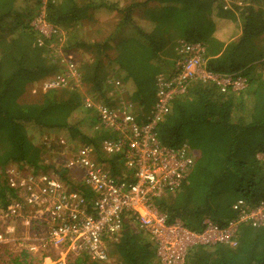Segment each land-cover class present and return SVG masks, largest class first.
<instances>
[{
	"label": "trees",
	"instance_id": "trees-1",
	"mask_svg": "<svg viewBox=\"0 0 264 264\" xmlns=\"http://www.w3.org/2000/svg\"><path fill=\"white\" fill-rule=\"evenodd\" d=\"M258 1L234 0L227 10L222 0H130L122 6L105 0H46L44 20L56 28L55 34L46 39L33 26H26L0 39V207L15 196L8 186L7 165L46 172L43 163L52 160L45 157L58 152L60 140L97 147L102 136L91 130L94 115L82 107L81 90H46L41 82L40 87L35 85L38 79L63 70L62 56L53 58L47 48L51 40L57 44L61 30L66 34L63 58L71 57L84 91L109 100L107 94L114 89L107 79L118 80L124 99L141 114L154 99L156 77L167 60L176 59L175 48L184 42L202 44L206 68L212 74H233L248 67L242 73L246 87L240 90L228 87L223 93L212 82L195 81L182 98L173 100L157 126V135L165 145L186 143L195 161L181 188L155 204L170 221L180 219L189 229L200 230L204 217L219 225L231 219V206L239 199L251 205L264 200V164L255 158V151L264 152V9ZM27 3L0 0V30L10 27L9 23L18 27ZM98 10L114 12L118 18L107 37L88 40L79 26L93 23ZM142 10H150L154 22L138 27L135 17ZM217 21L221 27L240 23L239 38L218 41ZM118 33L124 34V40L118 41ZM167 50L175 51V56ZM27 88L33 95L25 101L21 95ZM34 88L40 91L33 92ZM42 135L55 141L42 143ZM130 232L126 227L111 246L117 258L113 264H151L152 247ZM0 253L1 264H38L25 252L11 253L0 246ZM186 264H264V227L241 225L234 249L202 247L192 251Z\"/></svg>",
	"mask_w": 264,
	"mask_h": 264
},
{
	"label": "built area",
	"instance_id": "built-area-1",
	"mask_svg": "<svg viewBox=\"0 0 264 264\" xmlns=\"http://www.w3.org/2000/svg\"><path fill=\"white\" fill-rule=\"evenodd\" d=\"M233 1L222 0L223 9H230ZM43 19L33 27L48 39L57 31ZM175 51L169 75L156 77L151 110L140 116L123 100L118 80L107 79L114 89L113 104L85 92L71 57L64 60L59 74L42 81L46 90H81L82 107L93 112V131L102 136L93 148L60 140L59 149L68 152H57L58 170L5 167L15 196L0 207V246L11 253L25 252L38 264H77L85 259L104 263L108 243L129 227L146 239L157 264H186L195 248L234 247L241 225L264 227V200L251 205L239 199L231 206V219L219 225L204 218L200 230L189 229L180 219L170 221L157 208L156 200L181 188L195 161L186 143L165 145L157 135L170 103L182 98L193 81L212 82L223 93L228 87L232 91L246 87L241 75L207 72L204 49L198 43L184 42ZM75 174L89 196L73 187Z\"/></svg>",
	"mask_w": 264,
	"mask_h": 264
},
{
	"label": "rangeland",
	"instance_id": "rangeland-1",
	"mask_svg": "<svg viewBox=\"0 0 264 264\" xmlns=\"http://www.w3.org/2000/svg\"><path fill=\"white\" fill-rule=\"evenodd\" d=\"M45 1L46 0H28L29 3H27V5H24L25 7L23 6V8H22V12H21L22 13V16H21V19H20V23L21 24L18 27H16L15 29L13 28V27L16 26L15 23H9V24H11L10 27L4 26V28L2 30H0V37H1L0 39H2V38H4V39L7 38L8 39V38H10L12 36V34H14L17 31L22 30L26 26H35V27L38 26L39 25V19H41L44 16V4H45ZM105 1H107V4L118 3L119 6H122L125 2H130V0H105ZM257 4L261 8L264 9V0L258 1ZM233 9L234 8H231V12H234ZM227 10H229V9H227ZM150 13H151L150 10H145V11L142 10L140 13H138V15L135 17L136 18L135 21H136V24H137L138 27H140L142 25H145L146 22H149V20H150V22H154V21L151 20V14ZM149 16H150V19L148 18ZM235 16H237L236 13H235ZM93 18H94V22L93 23L85 22V23H83L82 25L79 26L80 30H83V31L86 32V33H83V34H85L87 36L86 38L88 40H90V39H97L98 40V39L104 38L105 36L107 37L110 34V32H112V27H113V25L116 22V20H117L118 17L115 15L114 12L104 11V10H98V11H96L94 13ZM238 24L239 23H232V25L229 24V26H227V27H221L222 24H220V22L217 21L216 22V29H215V36H219V38L224 37V35H225L224 32L226 31V29H230V28L232 29L231 37L232 36H235V34H237V30H240V32H241V29H239L240 28V25H238ZM89 25H91L92 27H91V29L88 30L86 27L89 26ZM131 30L132 29H130V27H128V29L126 31L129 34ZM126 31H125V34H126ZM123 35H124L123 33H121V34L118 33V36H119L118 37V41L124 40ZM56 37L57 38H56L55 41H57V44H55V42H53V40H51V42L47 45V48L50 49L51 55H52L53 58H55V57L57 58L59 56H62L61 57L62 60H61L60 66L63 67L65 65V61H64L65 58H63V55H62V53H63V46H64L65 40H66L65 31L61 30L60 31V34H58ZM42 42L43 41L40 40V44H42ZM198 44L202 46V44L200 42ZM167 53L171 57L173 55L175 56V51L167 50ZM79 57L81 58V55ZM173 60H174V58H170L169 60H167L168 62H167V64H165V67L163 69V73H161L162 75L167 76L171 72V70H172V64L174 62ZM204 67H205V69H207V72H209L208 68H206V63L204 65ZM60 69H63V68L60 67ZM245 69L246 68L239 69L237 71V73H233V74H220L219 73L218 75H231V76L241 75L239 77L240 78H244L245 76L243 75V77H242V73L245 72ZM57 71L59 72V70H57ZM45 78L38 79V81H36L35 85L38 86V87H40V82L42 83L41 80H44ZM197 82H199V81H197ZM200 83L203 84V85L207 84V82H203V81H200ZM155 88H156V82H155ZM26 90H27L26 93L21 95V99L23 98L25 101H26V99H28L30 96L33 95L31 93V91H29L28 88ZM34 91L35 92H39L40 89L39 88H34L33 89V92ZM154 100H155V94H154V99H152L150 101V105L144 111L145 113H143V114L148 113V111L152 108L153 103H154ZM46 135H42L39 140L42 141V143H47L49 145L53 144L52 141L54 140V138H52V137H45ZM63 139H65V138H63ZM65 140L67 141V143H70L71 145L75 141V140H73V141H70L69 140L68 141L67 139H65ZM75 143H81V142L78 140V142H75ZM56 150H58V152H61V153L62 152L67 153L68 152V151H61L58 147H56ZM48 156L51 157L50 160H52V161H50V162L45 161L43 163V166H46L48 172H50V170L51 171L52 170H58L59 169V165H56L55 163L58 164V162H59L58 161V158L60 157V155L58 156L57 155V152L52 151L45 158L47 159ZM255 158L258 161H260V162H262L264 164V152H261V150L255 151ZM61 159H63V156L61 157ZM121 164L122 163L120 162L119 165H121ZM191 170H190V172H191ZM75 175L77 177V182L76 183H72V185H73L74 188H78L79 189V188L82 187V184H81V181H80V176H79V174H75ZM173 194H175V193H173ZM173 194H170V195H173ZM166 195H169V194H166ZM204 218H207V217H204ZM130 230L132 231V232H130L131 235H134V236L136 235V237H142V238H144L139 233L135 232V230H133L131 228H130ZM124 231H125V228L120 233V236L118 237L117 241H115V242H109L108 243V260L106 262H104V263H102V262H93V261H89L88 259L87 260L85 259L86 260V264H113V263H116L117 258H116V256H113L111 254L112 249H114L111 246L117 244V242L120 240L121 235H122V233ZM141 242L144 243V241H142V240H141ZM236 246H237V241H236V245L234 247L228 246V248L234 249ZM199 248H202V247L195 248L194 250L199 249ZM205 249H207V248H205ZM191 253L189 254V256L191 255ZM0 255H1V253H0ZM186 263H187V261H186ZM0 264H1V261H0ZM151 264H157L154 257L152 258Z\"/></svg>",
	"mask_w": 264,
	"mask_h": 264
},
{
	"label": "clouds",
	"instance_id": "clouds-1",
	"mask_svg": "<svg viewBox=\"0 0 264 264\" xmlns=\"http://www.w3.org/2000/svg\"><path fill=\"white\" fill-rule=\"evenodd\" d=\"M246 78V77H245ZM247 79V78H246ZM108 84V83H107ZM109 85V84H108ZM111 86V85H110ZM111 88H112V86H111ZM113 89V88H112ZM89 94H92V93H89ZM155 94H156V88H155ZM92 96L94 97V98H96V99H99L95 94H92ZM107 96H108V98H109V100H104V99H100L103 103H109V104H113V100H112V97L114 96V90L113 91H111V92H109L108 94H107ZM124 96H125V92L123 93V100L127 103H130L129 101H126L125 99H124ZM155 101V100H154ZM173 102V101H172ZM171 102V103H172ZM171 103H170V105H171ZM132 104V103H131ZM154 104V103H153ZM133 106H132V109H131V111H132V113H134V114H137V115H142L141 113H136V112H134V110H135V108H134V104H132ZM151 110V109H150ZM149 110V111H150ZM149 111H148V113H149ZM89 112H91V111H89ZM91 113H93V112H91ZM94 115V114H93ZM144 115V114H143ZM94 122H95V115H94V119H93V123H92V126H91V130H92V132H93V124H94ZM67 143V142H66ZM82 144V143H81ZM87 146H89V145H87ZM91 147V146H90ZM93 148V147H92ZM12 199V197H10L9 198V200H11ZM9 202V201H8Z\"/></svg>",
	"mask_w": 264,
	"mask_h": 264
},
{
	"label": "crops",
	"instance_id": "crops-1",
	"mask_svg": "<svg viewBox=\"0 0 264 264\" xmlns=\"http://www.w3.org/2000/svg\"><path fill=\"white\" fill-rule=\"evenodd\" d=\"M238 25H240V23ZM226 30L227 31L224 32L225 33L224 37L219 38V36H215L218 41H221V42L223 41L224 43H228V42H231V41H235V40H237L239 38L240 30H237V34H235V36H232V37H231L232 30L231 31L230 30L228 31V29H226ZM244 68H248V67H244Z\"/></svg>",
	"mask_w": 264,
	"mask_h": 264
}]
</instances>
